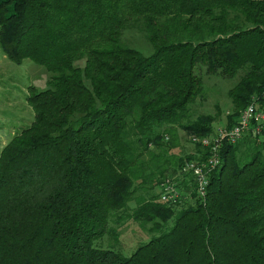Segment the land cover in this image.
I'll return each instance as SVG.
<instances>
[{
    "label": "trees",
    "instance_id": "16d2710c",
    "mask_svg": "<svg viewBox=\"0 0 264 264\" xmlns=\"http://www.w3.org/2000/svg\"><path fill=\"white\" fill-rule=\"evenodd\" d=\"M0 48L51 72L0 152V264H264L263 116L224 142L205 196L185 174L189 191L160 199L184 161L161 127L214 130L210 114L181 122L206 77L236 79L228 127L252 104L264 114V0H0ZM127 217L147 240L95 245Z\"/></svg>",
    "mask_w": 264,
    "mask_h": 264
},
{
    "label": "rangeland",
    "instance_id": "374dc122",
    "mask_svg": "<svg viewBox=\"0 0 264 264\" xmlns=\"http://www.w3.org/2000/svg\"><path fill=\"white\" fill-rule=\"evenodd\" d=\"M124 39L130 45L144 48L146 51L151 48L144 35L138 30L126 31ZM79 63L84 65V60ZM50 78L51 72L44 65L31 59H24L20 63L14 62L0 48V152L19 130L30 125L35 113L28 101V96L32 88L44 89L48 87ZM235 81V78H223L216 75L206 77L203 93L189 105V109L181 119V122L186 123L189 120H196L203 114L215 116L214 130L209 135H196L186 131L178 123L164 124L161 127L165 134V141L172 140L173 142L172 148L169 149L170 154H176L184 159L190 154L202 155L204 151L199 146L202 144L195 142L193 137H211L213 139L214 135L218 136L220 128L228 127V115L233 112L235 107L228 92ZM259 112L262 111L259 110ZM150 148L157 150L153 144L150 145ZM172 172L173 169L170 168L166 174L171 173L172 176H176L178 171ZM176 178L178 177L176 176ZM155 189L158 191L159 186ZM160 189H162V185H160ZM188 191H185L184 194ZM136 201L137 199H134L130 202V208L137 205ZM185 201L193 203L195 200L192 196L186 195ZM149 236L150 233L145 230V227L127 217L118 229V239L115 236L106 235L96 240L95 245L104 247L111 245L122 250L125 254H130L138 244L147 240Z\"/></svg>",
    "mask_w": 264,
    "mask_h": 264
},
{
    "label": "built area",
    "instance_id": "2783aa9c",
    "mask_svg": "<svg viewBox=\"0 0 264 264\" xmlns=\"http://www.w3.org/2000/svg\"><path fill=\"white\" fill-rule=\"evenodd\" d=\"M264 114L256 111L252 104L245 108L237 124L231 127L219 129V134L214 135V138L194 136L193 140L199 142L203 147L207 148L202 158H186L182 162L176 176L179 178L185 174H192L195 179V191L199 196H205L207 185L209 182V173L217 168L221 163L220 150L225 141L236 142L239 140L244 132L250 127L253 118L259 119ZM176 176H168L162 184L160 192V199L162 201H175L185 193L184 189L179 186V181L176 182ZM176 178V180H175Z\"/></svg>",
    "mask_w": 264,
    "mask_h": 264
}]
</instances>
